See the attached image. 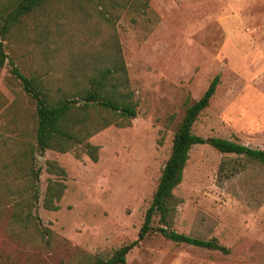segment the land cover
<instances>
[{"label": "rangeland", "instance_id": "rangeland-1", "mask_svg": "<svg viewBox=\"0 0 264 264\" xmlns=\"http://www.w3.org/2000/svg\"><path fill=\"white\" fill-rule=\"evenodd\" d=\"M77 1L51 0L3 42L0 172L36 147V104L12 67L44 80L58 100L60 88L72 89L68 83L109 67L119 53L138 114L110 115L111 125L86 141L96 161L84 144L36 154L42 172L32 209L40 222L17 223L12 202L0 199V264H92L136 241L176 129L217 76L193 132L264 151V0H149L145 8L116 0L123 7L105 15L111 21L97 0ZM49 162L65 177L51 174ZM51 182L66 186L57 211L44 208ZM30 193L27 185L23 198ZM171 204L169 225L156 217L127 264H264V164L196 145ZM161 228L215 240L229 254L177 244Z\"/></svg>", "mask_w": 264, "mask_h": 264}, {"label": "trees", "instance_id": "trees-1", "mask_svg": "<svg viewBox=\"0 0 264 264\" xmlns=\"http://www.w3.org/2000/svg\"><path fill=\"white\" fill-rule=\"evenodd\" d=\"M51 0H0V70L8 60L4 48V40L18 28L32 14L39 11ZM96 0H78L89 4ZM102 7V15H113L123 7L116 0H97ZM149 0H137L140 8H145ZM82 11V10H80ZM111 21L110 16H105ZM13 65V64H12ZM12 74L20 82L24 91L36 104L37 128L36 147L28 153L18 152L11 165L4 167L0 172V199L12 202V218L17 223L28 224L31 220L40 222V218L33 214V205L40 199L41 168H37L36 154L41 156L47 150L67 153L72 146L84 144L87 154L97 160V149L86 141L111 125L110 115L133 119L137 110L133 104V93L129 89L126 66L121 54L114 58L106 68L94 69L90 75L86 74L83 80H72L68 83L72 89H59L61 97L56 100L51 97L46 82L37 77H27L17 67H12ZM220 77L211 82L204 95L190 105L184 118L174 134L170 156L164 165L152 203L147 210L145 221L138 238L114 252L108 259L94 258L92 264H127L128 254L153 231V221L160 218L163 226L169 225V216L173 211L171 202L175 189L182 183L184 170L189 161L191 149L196 145L208 143L222 154L243 156L252 161L264 164V151L251 149L234 141L221 138L208 140L197 136L193 127L200 115L209 107L211 99L216 93ZM79 101L82 103L79 104ZM23 159L29 160V166H23ZM48 171L62 178L65 171L56 163L49 162ZM23 167V168H22ZM27 168V169H25ZM27 170L28 187L31 193L24 199L26 183H21L27 177L23 171ZM21 186V187H20ZM66 186L62 183L51 182L44 200V208L49 211L59 210L57 203L63 197ZM24 207L28 209L25 211ZM162 235L177 243L198 248L219 251L229 254V250L219 245L215 240H202L177 233L174 230L161 228ZM47 234V230L41 232Z\"/></svg>", "mask_w": 264, "mask_h": 264}]
</instances>
